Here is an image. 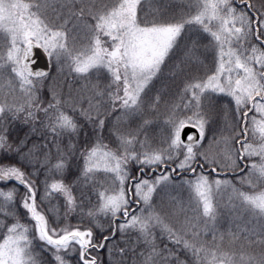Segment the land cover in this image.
Here are the masks:
<instances>
[{
  "label": "snow or ice",
  "instance_id": "6c2138e0",
  "mask_svg": "<svg viewBox=\"0 0 264 264\" xmlns=\"http://www.w3.org/2000/svg\"><path fill=\"white\" fill-rule=\"evenodd\" d=\"M0 264H264V0H0Z\"/></svg>",
  "mask_w": 264,
  "mask_h": 264
},
{
  "label": "water",
  "instance_id": "95a60500",
  "mask_svg": "<svg viewBox=\"0 0 264 264\" xmlns=\"http://www.w3.org/2000/svg\"><path fill=\"white\" fill-rule=\"evenodd\" d=\"M39 62H40L41 64L44 63L43 59H41ZM187 131H189V132H195L196 130L193 129V128H191V127L189 126L188 129H187Z\"/></svg>",
  "mask_w": 264,
  "mask_h": 264
},
{
  "label": "trees",
  "instance_id": "16d2710c",
  "mask_svg": "<svg viewBox=\"0 0 264 264\" xmlns=\"http://www.w3.org/2000/svg\"><path fill=\"white\" fill-rule=\"evenodd\" d=\"M105 260H107V256H106V253H105Z\"/></svg>",
  "mask_w": 264,
  "mask_h": 264
}]
</instances>
